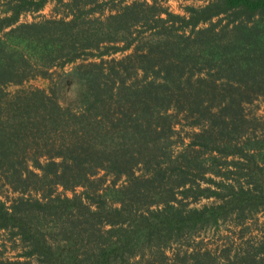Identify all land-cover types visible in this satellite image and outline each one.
Listing matches in <instances>:
<instances>
[{"label": "trees", "instance_id": "1", "mask_svg": "<svg viewBox=\"0 0 264 264\" xmlns=\"http://www.w3.org/2000/svg\"><path fill=\"white\" fill-rule=\"evenodd\" d=\"M115 1L0 0V264H125L264 204V133L246 108L264 97V0L188 15ZM178 114L200 128L182 147ZM202 197L220 201L191 206Z\"/></svg>", "mask_w": 264, "mask_h": 264}, {"label": "rangeland", "instance_id": "2", "mask_svg": "<svg viewBox=\"0 0 264 264\" xmlns=\"http://www.w3.org/2000/svg\"><path fill=\"white\" fill-rule=\"evenodd\" d=\"M148 1L150 3L152 2V0ZM127 2H132V0H127ZM115 3H117V0ZM161 3L173 14L188 15V11L186 10L187 6L192 5L199 7L204 5L205 1L163 0ZM53 7V3L48 4L41 11V14L50 16ZM106 13H109V11H106ZM163 17L166 18L167 14H163ZM33 18V15L29 14L28 16L24 17L23 20H33ZM216 20L217 19H215V21ZM225 21L226 20L224 19L221 25H223ZM131 51L132 49L124 52L120 51L113 53L111 56L106 55L105 60L109 62H112V59L119 61L125 55L131 53ZM93 60L99 61L100 58ZM48 85L49 79L47 78H36L26 83V86L39 88H47ZM17 89H19L18 86L9 87V90L11 91ZM59 95L63 102L69 103L75 95L74 88H62ZM246 108L247 112L252 117L259 118L261 125L258 128V133L261 135V133H264V129L262 128L264 127V97H260L258 100L249 103ZM182 115L183 114H178L176 117L180 123L177 125V127H175L176 133L175 136H173V140L176 141V145L179 147L184 145L181 142L187 144L192 141L194 131L200 130L199 127H194L191 125V123H193L191 118L185 119ZM236 158L240 163L245 162L244 165H246V163L248 164L245 159L238 157ZM251 159L252 160L249 158L250 165H255L256 161L259 162V160H256L254 163H252L254 158L251 157ZM232 169H235L234 165L232 166ZM243 173V175L234 173L232 176L236 177L234 179L239 178V181L245 184L247 181V177L245 176L247 170L245 169ZM227 181L229 182V180ZM207 184L208 183H203L202 185L206 186ZM60 191H63L62 188L59 189V192ZM77 191H81V189H78ZM9 194L11 197L17 195L14 193ZM67 194L69 196L73 195L71 191L67 192ZM219 201L220 200L216 199L215 197H202L197 200V202H193L191 206L215 205V203H218ZM0 233L1 249L4 240H6V236L3 234V231H0ZM157 238L152 239L146 244L144 249L145 251L142 252L141 256H138L136 259H132L125 264H137L138 261H141L142 264H264V204L258 208V211L247 212L246 215L243 216L230 215L226 219L219 220L218 224H214L211 226V228L207 227L194 230L192 235H189V233L183 236L173 234L164 238H162L160 235L159 238ZM158 244L167 245L165 254L162 253L163 251L161 252L159 250ZM24 251H26V248H24V243L16 241L7 242L5 256L15 259L17 258V255L22 254ZM20 259L24 258L22 257ZM34 264H36V262H34ZM116 264H121V261H117Z\"/></svg>", "mask_w": 264, "mask_h": 264}]
</instances>
